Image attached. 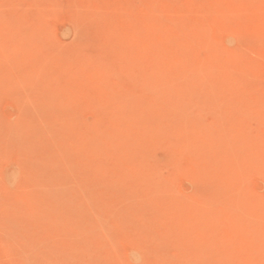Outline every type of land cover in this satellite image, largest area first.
Instances as JSON below:
<instances>
[{
  "label": "rangeland",
  "instance_id": "1",
  "mask_svg": "<svg viewBox=\"0 0 264 264\" xmlns=\"http://www.w3.org/2000/svg\"><path fill=\"white\" fill-rule=\"evenodd\" d=\"M0 264H264V0H0Z\"/></svg>",
  "mask_w": 264,
  "mask_h": 264
},
{
  "label": "bare ground",
  "instance_id": "2",
  "mask_svg": "<svg viewBox=\"0 0 264 264\" xmlns=\"http://www.w3.org/2000/svg\"><path fill=\"white\" fill-rule=\"evenodd\" d=\"M114 171V170H113ZM115 172V171H114ZM97 177V176H96ZM126 178V177H125ZM133 180V179H132ZM126 182V181H125ZM132 185V184H131ZM136 185V184H135ZM136 192V191H135ZM133 195V194H132Z\"/></svg>",
  "mask_w": 264,
  "mask_h": 264
}]
</instances>
